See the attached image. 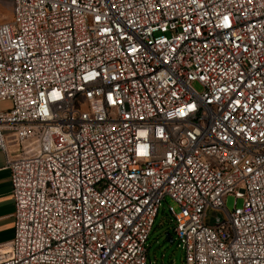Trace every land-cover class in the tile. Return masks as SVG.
<instances>
[{"label":"built area","instance_id":"built-area-1","mask_svg":"<svg viewBox=\"0 0 264 264\" xmlns=\"http://www.w3.org/2000/svg\"><path fill=\"white\" fill-rule=\"evenodd\" d=\"M11 2L0 264H149L167 197L185 264H264V0Z\"/></svg>","mask_w":264,"mask_h":264},{"label":"rangeland","instance_id":"rangeland-1","mask_svg":"<svg viewBox=\"0 0 264 264\" xmlns=\"http://www.w3.org/2000/svg\"><path fill=\"white\" fill-rule=\"evenodd\" d=\"M12 19L13 5L11 0H0V23L12 21ZM9 107L10 102H0V110ZM235 204L242 206L243 199L228 195L226 198L228 210L233 211ZM169 205L177 209V205L170 197L163 201L147 242L149 264H185L184 250L178 246V242L175 240L173 222L168 214ZM171 239L173 240L171 241Z\"/></svg>","mask_w":264,"mask_h":264},{"label":"crops","instance_id":"crops-1","mask_svg":"<svg viewBox=\"0 0 264 264\" xmlns=\"http://www.w3.org/2000/svg\"><path fill=\"white\" fill-rule=\"evenodd\" d=\"M10 151L15 147L9 144ZM14 155V154H13ZM15 205L11 192L10 171L7 168L6 154L0 152V244L9 242L14 236Z\"/></svg>","mask_w":264,"mask_h":264},{"label":"water","instance_id":"water-1","mask_svg":"<svg viewBox=\"0 0 264 264\" xmlns=\"http://www.w3.org/2000/svg\"><path fill=\"white\" fill-rule=\"evenodd\" d=\"M173 239H171V241H172Z\"/></svg>","mask_w":264,"mask_h":264}]
</instances>
